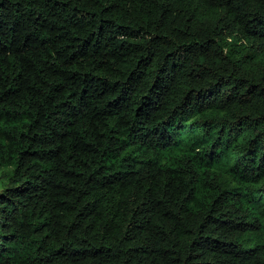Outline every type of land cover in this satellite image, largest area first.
<instances>
[{
  "label": "trees",
  "instance_id": "16d2710c",
  "mask_svg": "<svg viewBox=\"0 0 264 264\" xmlns=\"http://www.w3.org/2000/svg\"><path fill=\"white\" fill-rule=\"evenodd\" d=\"M0 264H264V0H0Z\"/></svg>",
  "mask_w": 264,
  "mask_h": 264
}]
</instances>
